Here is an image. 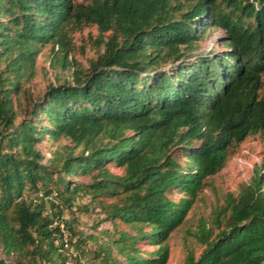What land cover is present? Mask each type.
<instances>
[{"label":"trees","instance_id":"obj_1","mask_svg":"<svg viewBox=\"0 0 264 264\" xmlns=\"http://www.w3.org/2000/svg\"><path fill=\"white\" fill-rule=\"evenodd\" d=\"M89 25L98 50L83 67L67 47ZM210 29L223 48L198 52ZM45 46L52 80L22 105ZM263 71L264 0H0V264H82L59 223L70 245L85 194L115 198L105 219L134 230L105 234L94 262L166 264L205 179L264 130ZM212 222L183 264H264V159ZM142 240L155 248L142 254Z\"/></svg>","mask_w":264,"mask_h":264},{"label":"rangeland","instance_id":"obj_2","mask_svg":"<svg viewBox=\"0 0 264 264\" xmlns=\"http://www.w3.org/2000/svg\"><path fill=\"white\" fill-rule=\"evenodd\" d=\"M96 41L97 29L94 25L83 26L80 30L71 32L70 45L67 47L68 57L75 60L80 66L85 67L87 62L97 54ZM221 42L222 31L220 29H210L206 36L197 42V51H207L209 48L222 49ZM49 56L50 47H42L36 61V77L24 85L25 93L21 101L22 105L26 103L29 96H35L43 92L45 84L52 80L51 76L54 72L47 69ZM44 70L46 71L45 74ZM63 74L67 75L66 69ZM261 79L263 86L260 92L264 93V71L261 74ZM65 142V140H61V143ZM193 144H197V141H194ZM48 146L44 141L37 145V148L44 154L43 161L49 156L46 151ZM263 159L264 130L246 136L243 141L228 149L224 166L217 173L205 179L184 221L170 233L166 241L169 249L166 264H183L187 254L190 253L194 257L198 255L203 247L196 237L198 230L202 226L206 229L212 227L214 231L216 230L212 222L213 212L218 206L224 204V200L229 194L235 196L238 190L250 181ZM180 164H182V161ZM108 170L112 174L121 175L123 173L122 168L111 165L108 166ZM73 181L86 184L90 183L91 179L89 177H74ZM177 196V194H174L172 198L176 199ZM114 200L115 198L105 196H97L91 199L89 194L76 196L72 206L73 215L77 218L74 228L80 230L81 235L71 238L72 243L68 245L67 250H69L68 253L71 256H75L82 264H97L92 259V251L99 244L100 239L105 238V234L115 231L134 233L130 226L117 219H105L103 205ZM68 211V209L64 210L63 218L69 217L70 213ZM146 229V227L143 228V230ZM88 234L93 237H89ZM75 239L77 240L75 241ZM137 248L143 252L142 254H145V252H150L155 247L142 240L137 243Z\"/></svg>","mask_w":264,"mask_h":264},{"label":"built area","instance_id":"obj_3","mask_svg":"<svg viewBox=\"0 0 264 264\" xmlns=\"http://www.w3.org/2000/svg\"><path fill=\"white\" fill-rule=\"evenodd\" d=\"M47 198L50 199L51 201H53L54 203H57V199L54 196V193L48 195ZM59 229L62 232V239H61V241L63 242V247L67 248L68 247V242H67V240H68V233L65 230V228L63 226V223H61V222L59 223ZM56 243H58V242L56 241Z\"/></svg>","mask_w":264,"mask_h":264}]
</instances>
